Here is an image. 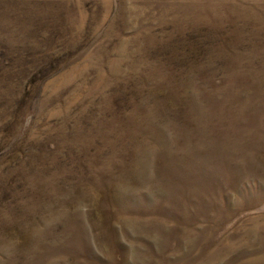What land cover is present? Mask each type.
<instances>
[{
    "label": "rangeland",
    "instance_id": "rangeland-1",
    "mask_svg": "<svg viewBox=\"0 0 264 264\" xmlns=\"http://www.w3.org/2000/svg\"><path fill=\"white\" fill-rule=\"evenodd\" d=\"M0 264H264V0H0Z\"/></svg>",
    "mask_w": 264,
    "mask_h": 264
}]
</instances>
